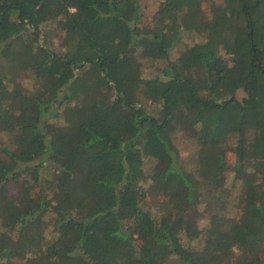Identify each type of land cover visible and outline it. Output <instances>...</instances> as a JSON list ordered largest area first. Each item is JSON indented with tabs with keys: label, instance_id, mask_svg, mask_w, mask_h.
<instances>
[{
	"label": "trees",
	"instance_id": "trees-1",
	"mask_svg": "<svg viewBox=\"0 0 264 264\" xmlns=\"http://www.w3.org/2000/svg\"><path fill=\"white\" fill-rule=\"evenodd\" d=\"M142 15V0H0L12 141L0 148V264H264V185L251 181L255 158L264 178V0H163ZM49 21L60 50L42 40ZM189 28L201 39L180 48ZM5 63L39 89L13 93ZM180 131L196 140L197 173ZM233 194L240 216L212 217L201 241L197 215Z\"/></svg>",
	"mask_w": 264,
	"mask_h": 264
},
{
	"label": "rangeland",
	"instance_id": "rangeland-1",
	"mask_svg": "<svg viewBox=\"0 0 264 264\" xmlns=\"http://www.w3.org/2000/svg\"><path fill=\"white\" fill-rule=\"evenodd\" d=\"M163 0H142L143 5V15L141 18V25H144L146 23H150V20L152 18V15L156 12L158 9L160 3ZM203 11L207 16H210L209 14V7L205 3L203 5ZM185 29L184 30V40L183 43L180 45V48L191 44L195 39H201L202 34L199 33V30H190ZM42 40L46 39L48 45L56 48L57 50L62 49V46L60 47L61 42L63 41L62 33L60 27L57 26L55 21H49L48 23H45L42 27ZM178 53V49L173 50L171 52L172 58ZM222 55L226 56L224 50L222 52ZM164 61L156 62L151 68H148L146 66L145 73L150 78L156 74L160 73V68L164 65ZM3 71L7 75L8 81L10 83V90L13 93L17 94H29L32 91H37L40 86V82L38 79L34 76L31 70L29 69H19L16 67L15 63H5L3 64ZM146 86V85H143ZM142 86V87H143ZM141 87V88H142ZM146 87L141 89L143 92L145 91ZM142 94V92H139ZM144 102L145 104L150 107L151 102L146 100L145 97ZM52 122L57 123H64L65 119L62 117V115H58L56 117L52 118ZM11 137L6 132H0V148L6 144L10 145L11 143ZM175 143L176 146L179 149L180 157L182 158L185 166L187 169L194 171L197 173V157H196V151H197V143L196 140L193 137V133L189 132H176L175 133ZM227 160L229 162L230 167L233 166L235 163V156L232 152H227ZM262 159L255 158L253 161L258 165V172L257 175L253 176L251 178V181L256 184L257 186H263L264 185V178L262 177V170H261V162ZM162 174V173H161ZM230 172L228 174L227 183L230 185L231 179H229ZM9 183L7 182V185ZM9 196H13L16 194V189L13 184L9 185ZM260 195V194H259ZM236 199L234 198V194L232 197H229V201L226 200L225 208L224 206L221 207L220 205L213 203L210 206H204L202 215H197V217H203L200 219L201 225L204 227V230L200 235V240L203 242H206V240H209L212 237V234L210 231H213L217 227L214 226L212 217L218 216L220 219L227 218V216H240V209L237 210L235 208ZM147 201L152 205L155 203V198L150 193L147 196ZM226 220V219H225ZM224 220V221H225ZM168 264H178L176 259L170 260Z\"/></svg>",
	"mask_w": 264,
	"mask_h": 264
}]
</instances>
